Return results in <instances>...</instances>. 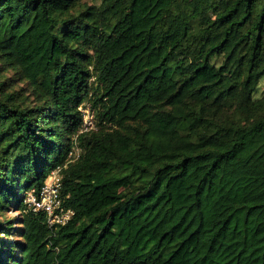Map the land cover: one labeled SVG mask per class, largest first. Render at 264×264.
<instances>
[{"label": "trees", "instance_id": "obj_1", "mask_svg": "<svg viewBox=\"0 0 264 264\" xmlns=\"http://www.w3.org/2000/svg\"><path fill=\"white\" fill-rule=\"evenodd\" d=\"M262 78L264 0H0V264H264Z\"/></svg>", "mask_w": 264, "mask_h": 264}, {"label": "built area", "instance_id": "obj_2", "mask_svg": "<svg viewBox=\"0 0 264 264\" xmlns=\"http://www.w3.org/2000/svg\"><path fill=\"white\" fill-rule=\"evenodd\" d=\"M81 115V124L78 134L96 129L95 113L88 102H83L78 106ZM81 149L76 142L68 153L70 160L79 158ZM62 168L52 169L44 184L39 190L31 189L26 193L25 204L32 212H43L46 215L47 223L50 227L66 225L73 216V211L65 208L59 197V190L62 180Z\"/></svg>", "mask_w": 264, "mask_h": 264}, {"label": "rangeland", "instance_id": "obj_3", "mask_svg": "<svg viewBox=\"0 0 264 264\" xmlns=\"http://www.w3.org/2000/svg\"><path fill=\"white\" fill-rule=\"evenodd\" d=\"M89 3H92L94 2L95 0H85ZM264 94V78H262L260 80V83H259V86H258V89L257 91L255 92V96L258 98V97H261L262 95ZM13 217V216H17V213L13 210L9 211L8 213H6V217Z\"/></svg>", "mask_w": 264, "mask_h": 264}]
</instances>
